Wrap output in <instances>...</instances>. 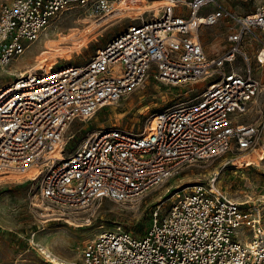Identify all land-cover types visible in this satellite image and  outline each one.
<instances>
[{
	"label": "built area",
	"instance_id": "2783aa9c",
	"mask_svg": "<svg viewBox=\"0 0 264 264\" xmlns=\"http://www.w3.org/2000/svg\"><path fill=\"white\" fill-rule=\"evenodd\" d=\"M72 1L1 4L0 71ZM75 1L98 23L131 10L125 0ZM213 2L165 0L85 63L18 72L0 87V175H28L39 183L48 214L66 219L99 200H136L184 164L253 150L263 128L242 119L259 89L245 42L250 34L264 64V0L248 16L225 7L203 13ZM221 19L235 24L230 47L209 57L199 28ZM238 56L247 67L226 69ZM150 77L174 86L212 81L196 103L152 114L142 133L113 126L65 151V132L75 119L92 116ZM58 147L63 157L51 155ZM174 199L165 215L154 213L142 237L121 227L103 230L85 243L79 262L57 264H264V225L261 213L246 206L249 200L233 199L213 182L178 190Z\"/></svg>",
	"mask_w": 264,
	"mask_h": 264
},
{
	"label": "rangeland",
	"instance_id": "374dc122",
	"mask_svg": "<svg viewBox=\"0 0 264 264\" xmlns=\"http://www.w3.org/2000/svg\"><path fill=\"white\" fill-rule=\"evenodd\" d=\"M10 1L0 0V7ZM126 1L144 5L145 9H131L121 16L98 23L96 17L73 0L70 8L58 14L40 38L29 44L23 55L13 60L7 69L0 71V87L13 81L18 72L28 69L37 61L52 57V54L45 51L48 37L56 38L60 33H69L72 28L79 29L81 37L75 42L82 41L85 45L57 55L55 62L46 68L52 64L55 67L82 64L128 26L138 23L142 14L150 17L158 12L165 0ZM259 2L214 0L203 13L225 7L237 16H248L255 13ZM153 5L157 6L147 8ZM180 7L186 14L185 5L181 4ZM94 25L96 27L89 30ZM233 25V21L221 19L214 25H202L199 28L200 40L209 57L223 54L229 49L228 36ZM245 46L252 57L253 73L259 82V89L250 110L242 119L263 128L259 143L253 150L238 152L234 149L219 158L184 164L164 182L136 200H99L89 208L73 212L66 219H56L48 214V209L39 200L37 181L29 179L26 174L0 175V264L79 262L83 247L89 239L103 230L118 227L142 237L156 211L165 215L171 209L178 190L188 192L197 184L209 185L213 177L216 179L213 184L229 197L241 202L249 200L246 206L261 213L264 225V64L256 60L259 44L252 40L250 34L246 36ZM232 66L243 70L247 64L238 56L234 64H228L226 69ZM210 81L211 78L174 86L150 77L140 88L101 107L92 116L75 119L65 132V151L74 150L94 132L113 126L142 133L152 114L196 103L203 97ZM240 158L246 161L239 163Z\"/></svg>",
	"mask_w": 264,
	"mask_h": 264
},
{
	"label": "bare ground",
	"instance_id": "6f19581e",
	"mask_svg": "<svg viewBox=\"0 0 264 264\" xmlns=\"http://www.w3.org/2000/svg\"><path fill=\"white\" fill-rule=\"evenodd\" d=\"M128 2V3H127ZM124 9H145L144 5H134V3H132L131 1H126L125 0V5H124ZM157 5H153V6H148V9L154 8ZM141 13V12H140ZM99 26V25H97ZM94 27H96V25L92 26L89 30H92ZM81 37L80 35V30L77 28H72L71 31L69 33H60L56 38H51L48 37L47 39V43H46V50L48 51L50 54H52V57L49 58H44L41 61H37L36 63H34L31 67H29L26 70H23L21 72L24 71H30L32 69H42L44 67H46L48 64L55 62V57L57 55H61L64 53H68V52H72L74 51L75 48L81 47L83 45H85V42L82 43V41H77L75 42L77 39H79ZM71 44V45H68ZM73 44V45H72ZM55 54V55H53ZM63 149L61 147H58L56 150H54L51 155L53 157H61V154H63ZM241 161H246L244 158H240L238 160V162L240 163ZM216 179L215 177H213L211 179V182H214ZM50 245V244H49ZM43 250H46L45 247H42ZM52 253V252H51Z\"/></svg>",
	"mask_w": 264,
	"mask_h": 264
}]
</instances>
